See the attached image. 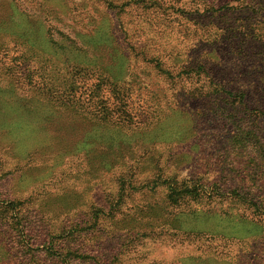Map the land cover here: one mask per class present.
Returning a JSON list of instances; mask_svg holds the SVG:
<instances>
[{"label":"rangeland","instance_id":"374dc122","mask_svg":"<svg viewBox=\"0 0 264 264\" xmlns=\"http://www.w3.org/2000/svg\"><path fill=\"white\" fill-rule=\"evenodd\" d=\"M158 2L0 0V264L264 256V211L227 190L252 163L226 164L260 140L189 99L215 24Z\"/></svg>","mask_w":264,"mask_h":264},{"label":"trees","instance_id":"16d2710c","mask_svg":"<svg viewBox=\"0 0 264 264\" xmlns=\"http://www.w3.org/2000/svg\"><path fill=\"white\" fill-rule=\"evenodd\" d=\"M152 1L159 5L158 0ZM164 1L175 12L184 13L192 9L195 14L210 17V23L213 22L216 27L217 34L213 42L218 45L212 44L206 51L208 61L192 68L197 74H202L200 85L188 92L189 99L195 104L208 107L213 104L224 107L230 115L236 112L231 120V127L235 129L231 137L238 136L247 142L251 140L252 134L260 140L256 143V150H264V0H162L161 3L166 4ZM222 55H227L233 63L227 62ZM53 96L54 93L49 95ZM226 106H231V109ZM241 112L247 113L246 121L238 118ZM229 155L227 158H237L227 159L226 162L232 171V178L243 173L244 178L241 179L245 182L252 173L254 175L250 177V186H246L245 190L235 185L227 189L228 193L242 203H250L255 211H264V202L252 196L253 189L258 186L256 175H259L264 185V152L256 155L246 152ZM243 162H251L249 166L253 169L245 172L240 169L242 173H239L236 167ZM213 185L215 190L220 187L216 183ZM183 189L188 190L186 187ZM220 190L217 191L222 194ZM262 257L250 253L241 264H261Z\"/></svg>","mask_w":264,"mask_h":264}]
</instances>
